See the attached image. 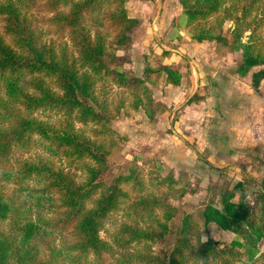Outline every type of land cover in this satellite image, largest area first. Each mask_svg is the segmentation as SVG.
Wrapping results in <instances>:
<instances>
[{
  "label": "trees",
  "instance_id": "16d2710c",
  "mask_svg": "<svg viewBox=\"0 0 264 264\" xmlns=\"http://www.w3.org/2000/svg\"><path fill=\"white\" fill-rule=\"evenodd\" d=\"M105 1L115 3L113 9L103 13L112 19L115 27L111 40H105L97 30L92 34L85 23V15L93 11L99 13ZM126 1L43 0L40 7L53 12L51 19L68 32L76 48L77 57L70 58L67 47H55L43 39L41 31L23 10L37 0H0L4 28V33L0 32V221H10L9 228L0 231V264H49L48 259L41 257L47 239L63 234L67 228L75 239L65 243L63 248L68 249V259L75 264H80V258L89 253L95 255V264H101L103 250L110 247L99 232L111 211L118 209L125 200L124 184L138 182L137 169L131 165L107 181L105 173L109 167L110 149L103 142L76 128L71 121L56 125L32 112L38 108L55 109L67 117L73 114L80 123L99 124L97 131H113L107 105L104 100H98L92 77L107 74L120 84L141 81V77L127 76L110 65L114 53L108 46L113 48L116 44L129 43L132 30L139 23V18L128 14ZM255 1L248 0L249 6L242 8L235 20L244 17ZM179 2L185 26L194 25L190 34L193 39L199 42L214 40L231 50L241 48L240 74L264 62V55L254 52L251 42H242L239 30L234 26L226 36L221 20L206 27L197 25L201 19L221 10L225 0ZM102 18L95 16L93 24H102ZM151 69H145V73ZM153 71H165L168 82L179 84V71L169 66ZM263 75V68L252 72L254 87ZM201 97L191 94L186 103ZM146 110L147 115L152 116L153 109ZM34 143L51 155H65L71 162L87 159L83 180H77L69 169L48 155H18ZM233 196V191L224 190L220 206L210 201L202 210L205 223L214 222L221 229L235 233L229 245L222 248L213 239H199L197 255L202 258V264H216L212 258L220 253L226 256L224 264H231V260L238 264L240 258L241 264L263 262L258 243L264 241V214L259 219L249 216L247 201L241 197L234 200ZM256 197L264 204V178ZM127 205L126 214L132 215L137 207L140 216H129L132 221L125 220L121 224L119 232L122 235L118 236V241L122 246H128L132 241L143 242L146 251L124 252L117 264H131L134 257L144 264H187L185 251L190 246L192 216L188 213L181 216L172 245L162 249L161 254H153L150 252L152 243L171 231L169 220L175 207L155 197L149 199L145 194ZM156 205L166 207L165 216H147ZM50 249L52 251L53 247Z\"/></svg>",
  "mask_w": 264,
  "mask_h": 264
},
{
  "label": "rangeland",
  "instance_id": "374dc122",
  "mask_svg": "<svg viewBox=\"0 0 264 264\" xmlns=\"http://www.w3.org/2000/svg\"><path fill=\"white\" fill-rule=\"evenodd\" d=\"M37 2H30V6L23 10L41 31L43 39L55 47H67L70 58L77 57L68 32L51 19L52 11L40 7L43 0ZM125 3L128 4L127 1ZM246 6H249L248 0H225L221 10L201 19L197 25L206 27L221 20L223 35L229 36L234 26L239 30L242 42H251L254 52L264 55V0L255 1L245 16L236 21ZM114 7L115 3L105 1L99 13L93 11L85 15V23L90 26L92 34L97 30L105 40L112 39L115 27L112 19L103 13ZM98 15L103 17L102 24L94 25V18ZM193 26H185L189 35L179 34L184 36L183 41L169 44L181 52H172L171 48L161 44L139 48L132 44V38L127 44L108 46V50L114 53L110 65L127 76L141 77V81L124 84L107 74L92 77L98 100H104L107 105L113 131H97L99 124L91 121L80 123L73 114L67 117L55 109L38 108L32 112L56 125L71 121L76 128L103 142L110 149L109 167L105 173L107 181L131 165L138 171V182L124 184L127 190L125 200L118 209L111 211L99 232L110 244L103 250L101 264H117L122 253L145 250L143 242L132 241L128 246H122L118 241V236L122 235L119 232L121 224L125 220L132 221L129 216H140L137 207L132 215L126 214L128 202L138 200L143 194L175 207L169 220L171 231L152 243L150 252L153 254H161L162 249L172 245L181 216L186 213L192 216L190 246L185 251L187 264H202V258L197 255L199 239H213L222 248L228 246L235 236L234 232L221 229L214 222L205 223L202 215L207 202L220 206L224 190L233 191L234 200L241 197L247 201L249 216L259 219L264 214L263 201L256 199L264 178V75L257 87L251 80L253 71L264 69V62L240 74L241 48L231 50L214 40L198 43L190 39ZM0 32L4 33L1 17ZM136 35L135 32L132 37ZM174 36L168 34V40ZM161 66L180 72L178 85L168 82L166 72L153 71ZM147 68L152 69L145 73ZM191 94L202 97L186 103ZM147 108L153 109L152 116L147 115ZM40 154L48 155L65 166L77 180L85 177L84 162L87 159H73L71 162L65 155L49 154L37 143L18 153L22 157ZM11 160L14 162V157ZM69 162L71 164L68 165ZM165 208L156 205L147 216H165ZM9 223V220L0 221V231L8 229ZM74 239L68 228L63 234L48 237L41 257L48 259L49 264H75L68 259V249L63 248L65 243ZM225 257L220 253L212 258V262L224 264ZM95 260V255L89 253L87 257L80 258V264H95ZM131 264L144 263L134 257Z\"/></svg>",
  "mask_w": 264,
  "mask_h": 264
},
{
  "label": "crops",
  "instance_id": "0c3cea01",
  "mask_svg": "<svg viewBox=\"0 0 264 264\" xmlns=\"http://www.w3.org/2000/svg\"><path fill=\"white\" fill-rule=\"evenodd\" d=\"M127 2L128 14L139 18V23L132 32V35L135 32L137 34L132 37L133 45L139 48L148 44L169 47L170 43L183 41L184 36L180 35H189L185 29L184 14L179 0H127ZM168 34L176 36L168 40ZM190 39L195 40L192 37ZM169 48L171 51L181 52L175 46Z\"/></svg>",
  "mask_w": 264,
  "mask_h": 264
},
{
  "label": "built area",
  "instance_id": "2783aa9c",
  "mask_svg": "<svg viewBox=\"0 0 264 264\" xmlns=\"http://www.w3.org/2000/svg\"><path fill=\"white\" fill-rule=\"evenodd\" d=\"M258 249H259V253H262V255H263V262H262V264H264V241H260L258 243Z\"/></svg>",
  "mask_w": 264,
  "mask_h": 264
}]
</instances>
